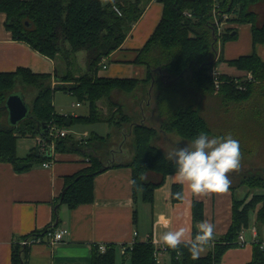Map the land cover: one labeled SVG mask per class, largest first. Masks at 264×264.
<instances>
[{
  "label": "trees",
  "instance_id": "1",
  "mask_svg": "<svg viewBox=\"0 0 264 264\" xmlns=\"http://www.w3.org/2000/svg\"><path fill=\"white\" fill-rule=\"evenodd\" d=\"M150 0H115L117 14L112 5L101 6L100 0H0V12L5 14V28L12 37L23 41L42 55L55 62L53 73H35L29 68L18 67L14 71L0 72V119L7 110L5 101L18 85L35 89L29 112L16 125L0 121V162H9L17 172L30 169L48 157L32 148L25 156L17 155L19 136H45L50 125L71 128L78 124L106 122L118 123V130L131 136L133 157L126 163H110L101 158L100 147L109 141L105 136L90 134L86 140H79L67 134L55 140L58 151L79 152L88 157L89 166L64 178V187L58 204L74 208L93 200V178L112 166L126 165L132 172L133 198L152 203L154 191L161 186L173 166L166 159V153L153 144L159 133H174L184 140L191 141L201 131L210 134L207 121L192 105H180L176 97L157 95L156 107L160 117L157 126L147 125L146 117L134 122L121 105L108 102L107 114L102 112L98 101L111 97L114 90L133 92L140 85L154 86L174 81H187L201 94L220 95L221 99L236 105L245 114V103L258 95L264 98V61L255 53L241 55L228 60L229 65L245 70L251 76L233 77L220 73L221 84L215 89L211 70L222 60L221 46L236 38L233 28L219 32L216 21L248 23L251 26L253 44H264V0H158L163 5L162 16L145 44L136 52L131 63L144 65L145 78L103 77L98 70L103 59L118 49L132 25L140 18ZM86 52L87 67L82 73L72 72L73 61L78 51ZM62 60V61H61ZM242 86V88H239ZM62 90L86 103L85 115L61 114L53 104L54 93ZM216 91V92H215ZM143 99L139 103L142 110ZM149 102V103H150ZM251 103V102H250ZM230 105V106H231ZM253 107V105H252ZM110 108V111H109ZM120 119H114L116 114ZM236 117L237 120L252 122L260 119V113ZM128 122L124 128L119 122ZM109 135V136H108ZM98 143V145H97ZM96 145V147H95ZM143 176L144 179H140ZM245 185L252 189L264 190V174L248 172L241 176L230 188ZM182 186H171L172 201ZM255 211L257 226L264 224V193L253 194L248 200H233L231 223L225 234L214 241L209 252L199 259H191L187 248L181 245L178 255L166 247L169 264H220L225 251L241 242L239 233L247 226L249 212ZM136 212V210H135ZM57 218V206L54 209ZM193 231L197 233L196 223L203 219V206L200 201L192 202ZM54 225L39 231L30 232L12 243L10 264H27L28 246L20 241L34 234L43 235ZM124 255H129L130 264H159L155 257L156 246L150 239L134 241L125 245ZM116 245L106 243L104 251L94 245L91 264H115ZM245 264H264V243L260 240L252 244V255Z\"/></svg>",
  "mask_w": 264,
  "mask_h": 264
},
{
  "label": "crops",
  "instance_id": "2",
  "mask_svg": "<svg viewBox=\"0 0 264 264\" xmlns=\"http://www.w3.org/2000/svg\"><path fill=\"white\" fill-rule=\"evenodd\" d=\"M162 10L163 5L158 0L148 2L122 45L104 59L106 67L99 68V76L133 77L135 70L141 65L131 63L130 60L154 31L162 16ZM4 22L5 14L0 12V72L26 67L35 73H53L55 62L31 48L29 44L14 39L5 28ZM222 28L236 29L237 35L235 39L228 40L221 46L222 60L215 67L220 73L244 77L248 75L247 71L229 65L227 61L253 52L264 61V44H253L251 26L248 23L223 21ZM78 103V107L86 104ZM98 105L103 107L101 101H98ZM84 132L86 136L80 140L89 138L90 133L87 130L79 135ZM127 137L124 134L116 139L119 142L118 150L111 152L108 159L110 163H126L130 160L116 159L117 154L124 153L123 146L129 143L126 141ZM156 137L153 144L166 152L164 147L166 141L170 140V133H160ZM158 138L160 144L156 143ZM52 161L48 168L40 163L22 172L15 171L9 162H0V264H10L14 241L49 225H54L56 229L66 228L68 232L56 244L39 242L28 246L27 264H91L94 245L100 243L116 245L115 264H130L129 255H124L121 247L148 239L160 252L159 264H169V255L167 250L163 251L165 246L158 242L159 236L166 230H175L181 226L188 228L192 234L194 200L200 201L203 206V219L200 222L207 220L216 226V240L226 233L231 223L233 200H248L253 194L264 193L262 189L251 190L241 185L234 189L229 188L223 194L193 197L184 187L182 191L185 199L174 202L171 198V186L176 182L172 179V173L155 189L152 203L144 202L140 198L135 201L132 185L129 183L132 180L131 169L126 165H118L95 175L91 202L69 208L66 204H58L64 178L89 166L88 157L79 152L56 150ZM56 206L58 216L55 220L53 213ZM166 221H170L168 229L163 227ZM241 233L243 242L228 248L220 264H245L251 258L253 242L260 240L264 243V224L257 226L255 211L249 212L248 224ZM206 247L207 251L202 256L211 249V246Z\"/></svg>",
  "mask_w": 264,
  "mask_h": 264
},
{
  "label": "rangeland",
  "instance_id": "3",
  "mask_svg": "<svg viewBox=\"0 0 264 264\" xmlns=\"http://www.w3.org/2000/svg\"><path fill=\"white\" fill-rule=\"evenodd\" d=\"M73 62V68L71 70L72 72L82 73L86 71V52L84 50L78 51ZM100 67L102 68L101 64ZM137 68L138 69L135 70L133 77L139 79L145 78V66L141 65ZM148 86L149 85H140L133 92H125L119 89L114 90L111 94V97L101 100V102L103 103V107H101L102 112L104 114H107V103L110 101H115L116 103H119V105H121L124 113H128L131 116L132 121L138 122L144 115L146 117L145 123L147 125L157 126L160 122V117L158 115L157 107L155 104L157 101V95L160 96L164 94L165 96L176 97L180 105H192L195 109L198 110V113L205 118L210 128L209 136H225L227 134H231L233 138L239 141L240 149L242 152L241 169L239 172L229 173L231 184L235 185L237 180L241 176L250 171L264 174V98H260L258 95H256L255 98H253L251 101H247L244 105L246 110L248 111L243 114L241 113V111H239V108L236 105H231V103L222 100L220 95L201 94L197 89H195L194 85L185 80L174 81L172 83L165 84L162 83L154 86L152 91ZM12 93L22 96L28 109H30L33 98L36 94L34 88L18 85V87L15 88ZM151 96V102L144 101V104L142 105L143 111H141L139 109V103L142 102L143 99L151 98ZM53 103L57 112L61 114L77 113V115H85L88 111V106L86 104H83L80 107H73L72 103H77V101L74 97L62 90L55 91ZM252 111L258 113V115L260 113V119H258L257 121H255L254 119L252 122L239 121L236 119V117L238 118L239 116H248V118L251 119L253 115L255 118L256 115L252 113ZM114 119L118 121L120 119V114L117 113ZM0 121L1 123L9 122L8 114H6V112L1 117ZM119 124H121L123 129H127L129 125L128 122L124 121L119 122ZM117 126L118 123H112L111 125H108V123L101 121L89 124H78L69 129L67 128L66 130L68 134L75 137L79 136V134L83 130L89 131L90 134L97 133L102 136H105L109 132V141L105 144H101V147L99 149L101 158L105 161H108L111 152L118 150L117 144L119 142L116 141V139L124 135L122 131L117 129ZM156 139L157 137H155L152 142L155 143ZM126 141H128L129 143L124 144V153L122 155L117 154L116 159L118 160H131V158L133 157L131 136H128ZM177 141H180L181 146H183L185 142H189L174 133H170V140L166 141L165 147L163 144L166 152ZM34 143V137L19 136L17 138V155L20 157L25 156L32 148L35 147ZM156 143H161L159 141V138L158 142L156 141Z\"/></svg>",
  "mask_w": 264,
  "mask_h": 264
},
{
  "label": "clouds",
  "instance_id": "4",
  "mask_svg": "<svg viewBox=\"0 0 264 264\" xmlns=\"http://www.w3.org/2000/svg\"><path fill=\"white\" fill-rule=\"evenodd\" d=\"M101 6L112 5L115 0H100ZM166 159L174 168L172 179L182 188L186 187L193 197H203L212 194L226 193L231 180L229 173L239 172L241 169L242 152L240 143L231 134L225 136H209L201 131L191 141L181 146L177 141L166 152ZM140 179H144L143 176ZM135 186L136 181H129ZM176 200H184L183 191L174 194ZM170 221L163 224L165 229L169 228ZM216 226L204 220L197 225V233L193 236L186 227L175 230H166L159 236L158 242L167 248L176 251L178 255L183 253L181 245L187 248L191 259H199L201 254L207 251V247L214 244Z\"/></svg>",
  "mask_w": 264,
  "mask_h": 264
},
{
  "label": "built area",
  "instance_id": "5",
  "mask_svg": "<svg viewBox=\"0 0 264 264\" xmlns=\"http://www.w3.org/2000/svg\"><path fill=\"white\" fill-rule=\"evenodd\" d=\"M221 23H218L216 21L217 28H218L219 32L221 31ZM101 65H102V68L106 67V63H105L104 59L102 60ZM219 75H220V72L217 70L216 67H214L211 70V76L213 78V82H214L216 90L219 89V85L221 84V80L219 78ZM250 79H251V76L248 75L247 80H250ZM239 88H242V86H239ZM79 104L80 103H78V102L72 103V106H78ZM67 134H68V132H67L66 128L64 129V128H59L55 125H50L48 127V132L45 136L38 134L34 137L35 138V145H34L35 151L39 154H43V155H46L48 157L45 161H43L41 163V165L43 167L48 168L51 166V164L53 162L52 160H53V157H54V154L56 151L55 140L58 138L64 137ZM85 136H86V134L84 132L81 135L77 136L76 139L80 140L81 138H83ZM67 232H68V230L66 228H60V229L51 228L48 231H46V233H44L43 235L34 234L32 236H29L27 238L22 239L20 241V243L22 245H26V246H30L31 244L39 243V242H46L50 245H53V244H56V243L62 241ZM238 239L240 242H243V235L241 232L238 235ZM98 248H99V250L104 251L106 248V243L98 244ZM125 249H126L125 245L121 247L122 253L125 252ZM164 250H166V246L163 247V251ZM155 257H156V260L159 261V259H160L159 250L155 251Z\"/></svg>",
  "mask_w": 264,
  "mask_h": 264
},
{
  "label": "water",
  "instance_id": "6",
  "mask_svg": "<svg viewBox=\"0 0 264 264\" xmlns=\"http://www.w3.org/2000/svg\"><path fill=\"white\" fill-rule=\"evenodd\" d=\"M5 108L8 114V121L16 125L21 119L27 116L29 109L19 94L11 93L5 101Z\"/></svg>",
  "mask_w": 264,
  "mask_h": 264
}]
</instances>
